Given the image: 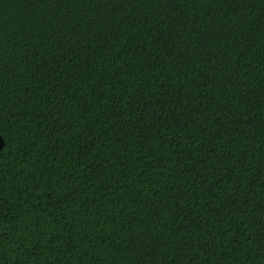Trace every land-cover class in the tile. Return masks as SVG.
Masks as SVG:
<instances>
[{
    "label": "trees",
    "instance_id": "1",
    "mask_svg": "<svg viewBox=\"0 0 264 264\" xmlns=\"http://www.w3.org/2000/svg\"><path fill=\"white\" fill-rule=\"evenodd\" d=\"M0 264H264V0H0Z\"/></svg>",
    "mask_w": 264,
    "mask_h": 264
},
{
    "label": "water",
    "instance_id": "2",
    "mask_svg": "<svg viewBox=\"0 0 264 264\" xmlns=\"http://www.w3.org/2000/svg\"><path fill=\"white\" fill-rule=\"evenodd\" d=\"M4 142L3 139L0 137V150L3 148Z\"/></svg>",
    "mask_w": 264,
    "mask_h": 264
}]
</instances>
